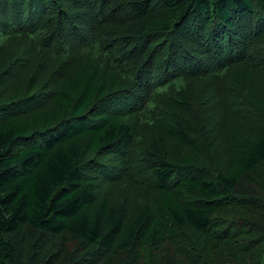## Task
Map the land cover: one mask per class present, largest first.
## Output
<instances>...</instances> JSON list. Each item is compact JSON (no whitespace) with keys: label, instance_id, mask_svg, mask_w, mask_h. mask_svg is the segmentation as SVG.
Instances as JSON below:
<instances>
[{"label":"trees","instance_id":"trees-1","mask_svg":"<svg viewBox=\"0 0 264 264\" xmlns=\"http://www.w3.org/2000/svg\"><path fill=\"white\" fill-rule=\"evenodd\" d=\"M0 264H264V0H0Z\"/></svg>","mask_w":264,"mask_h":264},{"label":"rangeland","instance_id":"rangeland-1","mask_svg":"<svg viewBox=\"0 0 264 264\" xmlns=\"http://www.w3.org/2000/svg\"><path fill=\"white\" fill-rule=\"evenodd\" d=\"M46 74H48L46 72ZM212 85H215V81L211 82ZM140 148V146H138V149ZM136 166V165H134ZM116 167L120 168V163L117 162ZM132 173H138V170L134 171V169H132ZM14 241H23L22 246H24L25 250H23L24 254L26 255V259H29L30 253L27 251L29 248L31 249L32 246V241L35 239V237L33 238V234L29 232V230H23L22 233L18 234L17 236H12ZM72 243L68 246V251L71 247ZM29 253V254H28ZM41 257L45 258L46 257V252H42L39 254Z\"/></svg>","mask_w":264,"mask_h":264}]
</instances>
